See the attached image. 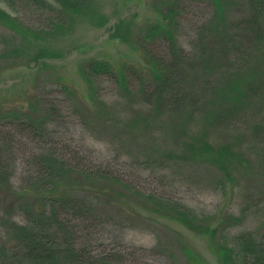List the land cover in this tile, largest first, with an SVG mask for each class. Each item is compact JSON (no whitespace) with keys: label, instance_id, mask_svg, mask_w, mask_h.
<instances>
[{"label":"trees","instance_id":"trees-1","mask_svg":"<svg viewBox=\"0 0 264 264\" xmlns=\"http://www.w3.org/2000/svg\"><path fill=\"white\" fill-rule=\"evenodd\" d=\"M208 1L213 12L204 28V50L198 57L188 54L177 43L178 0H152L153 19L145 20L137 33L133 31V20L117 21L110 38L133 46L142 64L96 57L82 60L78 73L84 90L76 98L87 118L105 125L113 111L97 92L95 80L104 76L129 105L140 97L149 106L146 113L138 111L130 121L114 122L116 131L144 132L163 114L171 120L169 129H178L173 117L191 116L190 93L186 89L190 73L211 74L207 71L212 68L209 64L213 46L221 50V95L218 91L213 93L221 96V120L245 105L264 107V0ZM106 2L0 0V25L12 35L0 50V73L20 66L42 68L48 66L46 60L62 58L66 49L76 47L74 34L81 26L102 28L107 24ZM36 16H46V24L34 27L24 21ZM156 41L164 44L158 53L150 48ZM206 84L204 78L198 87L205 89ZM40 105L41 101L34 96L13 101L9 106L0 103V123L18 124L23 132L42 134L53 108L39 109ZM82 116L85 118L83 113ZM213 150L202 137L184 143L177 156L171 149L163 159L212 163L221 172V163L210 159ZM218 155L221 156V150ZM33 159L36 169L32 180L13 192L16 204L28 214V224L11 225V241L17 248L14 258L19 255L30 264H116L112 255H94L89 247L79 245L89 226L81 227L79 220L96 219V204L102 202L131 220L163 219L182 226L204 239L218 264H264V238L246 232L228 240L222 234L240 220L224 205L214 213L198 214L173 198L140 189L108 168L82 164L77 152L72 158L49 149L33 155ZM223 174L225 178L229 175L227 171ZM1 181L0 185L5 183V179ZM97 224L98 221L92 224L94 229ZM176 235L172 246L180 257L178 264H208L185 238Z\"/></svg>","mask_w":264,"mask_h":264},{"label":"rangeland","instance_id":"rangeland-1","mask_svg":"<svg viewBox=\"0 0 264 264\" xmlns=\"http://www.w3.org/2000/svg\"><path fill=\"white\" fill-rule=\"evenodd\" d=\"M151 3L152 0H107L104 8L109 19L107 24L102 28L81 26L74 34L76 47L66 49L62 58L46 60L48 66L42 68L20 66L0 73L1 104L9 106L13 101H26L34 96L41 101L39 109L53 108L46 132L42 134L23 132L18 124L0 123V184L5 179L0 185V264H30L19 255L14 258L17 248L11 241V225L13 222L28 224V214L16 204L13 192L32 180L36 169L33 155L49 149L72 158L77 152L82 164L108 168L140 189L173 198L198 214L214 213L224 205L240 219L222 233L228 240L246 232L264 238V107L245 105L227 119L222 116L221 120V96L213 95L214 91L221 95L218 46L210 48L213 51L209 64L212 68L207 71H211L210 75L190 73L186 89L190 93L191 116H174L176 130L169 129L171 120L163 114L144 132L116 131L114 122L130 121L137 117L138 111L146 113L149 106L140 97L129 105L104 76L97 77L95 84L100 99L113 107L105 125L89 120L77 102L76 95L84 90L78 73L82 60L96 57L142 64L133 46L110 38V34L121 19L133 20V31L137 33L145 20L153 19L155 11ZM177 4V43L188 54L198 57L204 50V28L212 16V6L208 0H178ZM45 17L24 21L38 27L46 24ZM11 37L0 25V50ZM163 46L156 41L150 48L158 53ZM204 78L207 79L205 89L198 87ZM202 137L214 148L217 157L211 153L210 159L221 163V172L212 163L163 159L171 149L177 156L184 143ZM226 171L229 175L225 178ZM96 206V219L89 217L78 222L81 227L89 225L78 243L89 247L94 255H112L116 264H178L181 260L172 244L179 234L208 264H218L203 238L174 222L131 220L102 202ZM97 221L99 224L94 229L92 224Z\"/></svg>","mask_w":264,"mask_h":264}]
</instances>
